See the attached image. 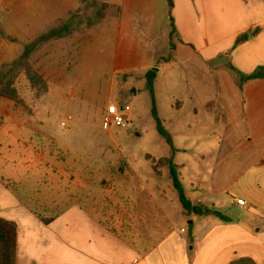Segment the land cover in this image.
I'll return each mask as SVG.
<instances>
[{"label": "crops", "instance_id": "1", "mask_svg": "<svg viewBox=\"0 0 264 264\" xmlns=\"http://www.w3.org/2000/svg\"><path fill=\"white\" fill-rule=\"evenodd\" d=\"M82 1L6 0L13 17L0 20L14 27L13 42L27 29L60 24ZM103 3L110 5L105 20L89 27L85 37L76 35L81 28L66 38L72 40L70 71L98 49L114 76L136 73L146 79L154 69L157 109L179 150L175 163L181 182L183 171L192 173L185 193L193 206L223 218L185 215L182 206L181 222L171 223L161 240L128 243L79 206L44 223L27 207V184L0 168V219L17 226L16 264H230L242 258L264 264V0H172V7L168 0ZM95 30L103 38L90 48ZM165 93L174 110L167 120L161 108ZM23 103L0 98V135L7 139L0 148L12 152L14 144L23 146L24 161H19L27 172L32 145L27 130L44 132L32 126L40 121L42 127V113ZM177 138L188 142L178 146ZM210 138L216 143L204 142ZM51 141L58 144L54 137ZM182 156L187 159L178 162ZM1 160L0 154V166ZM169 202L165 196L157 202L167 218Z\"/></svg>", "mask_w": 264, "mask_h": 264}, {"label": "rangeland", "instance_id": "2", "mask_svg": "<svg viewBox=\"0 0 264 264\" xmlns=\"http://www.w3.org/2000/svg\"><path fill=\"white\" fill-rule=\"evenodd\" d=\"M103 2L98 0V6L94 7L93 0L81 2L80 20L84 25L83 31L76 33L77 37L87 35L90 20L99 22L96 11ZM72 14H76V10L64 19H70ZM6 16L13 17L8 15L6 0H0V18ZM56 25L27 29V33L12 42L14 27L3 26L0 20V64L12 63L26 44ZM93 32L90 48L103 38L102 33ZM71 44V39L43 43L33 53L30 60L33 71L51 87L47 94L40 93V99L30 89L27 75L19 76L17 85L23 104H27V109L36 106L43 115L42 127L40 121L32 122V126L44 133L27 130L32 137V145L27 147V172L20 162L24 161L23 146L14 144L12 152L0 148L1 172L27 184V207L40 219L57 218L66 209L79 206L100 222L103 217L111 228L122 234L126 232L130 238L136 235L145 244L159 241L172 229L171 223L181 222L182 204L168 168L158 165V172L152 168L153 161L169 157L171 150L157 131L147 80L136 73L114 76L109 59L104 58L101 49L79 58L77 68L70 71ZM163 101L162 117L167 120L174 110L169 108L166 93ZM111 104L122 109L120 115L126 118L123 126L108 124L107 111ZM37 109H33L34 112ZM52 137L58 144L51 141ZM4 140L6 137L0 135V142ZM176 142L180 146L188 139L177 138ZM204 142L212 145L216 139ZM36 156L40 157L39 162H35ZM13 159L21 164L13 166L15 164L10 163ZM184 159L187 156L180 157L178 162ZM183 174L182 184L189 195L192 173L186 170ZM18 190L23 196V187ZM164 196L171 205L165 208L168 218L157 203ZM183 228L189 231L187 224Z\"/></svg>", "mask_w": 264, "mask_h": 264}, {"label": "trees", "instance_id": "3", "mask_svg": "<svg viewBox=\"0 0 264 264\" xmlns=\"http://www.w3.org/2000/svg\"><path fill=\"white\" fill-rule=\"evenodd\" d=\"M172 7V0H168ZM83 3H86L87 0H83ZM92 6H98V0H93ZM110 5L107 3H103L96 11V19L99 21H103L106 19L107 10L109 9ZM83 8L81 7L79 10L76 11V14H72L70 19L62 21L60 24L51 28L47 33L42 34L32 42H29L25 45L24 51L22 55L13 61L12 63L5 64L0 68V98H9L20 102L21 99V92L20 88L17 85L19 76L22 73L27 75L28 83L30 84V89L36 94V98L40 99V93H47L49 91L48 84L44 81L43 77L36 71H33L32 64H31V57L33 53L37 50V48L43 43H50L66 38L72 37L76 32L80 31L83 22H81V16ZM79 20V21H78ZM96 22L90 20L88 26L92 27L95 25ZM174 33L175 28L173 25ZM248 36H242L239 41L246 40ZM262 76V75H256ZM255 76V77H256ZM157 79V72L152 69L147 72L146 80L148 83V91L152 96V115L156 121V128L159 134L165 139L167 144L170 147L171 155L169 157L161 158V160L153 161L152 168L155 172H158V165L160 167H166L169 170L170 179L173 183V187L178 192L180 202L184 209L185 215L194 214L196 216H207V215H216L220 218H223V215L217 211L203 209L200 207L193 206L190 198L186 195L184 187L182 185L180 179V172L178 165L175 163V155L179 150L175 147L174 139L171 133L167 130L164 126L163 121L161 120L158 109L157 103L155 98V82ZM149 159H151L149 157ZM56 218H46L41 220L46 223L50 224ZM101 223L107 227H109L115 234L121 237L123 240L127 241L128 243H134L138 237L136 235L132 238L126 236V232L124 234L119 233L116 229L110 227V224L104 220L103 217L100 218ZM17 237L18 231L17 226L13 222H9L3 219H0V264H16V257H17ZM130 239H129V238ZM230 264H257L254 260L250 258H242L231 262Z\"/></svg>", "mask_w": 264, "mask_h": 264}, {"label": "built area", "instance_id": "4", "mask_svg": "<svg viewBox=\"0 0 264 264\" xmlns=\"http://www.w3.org/2000/svg\"><path fill=\"white\" fill-rule=\"evenodd\" d=\"M122 109L118 108L116 105L111 104L109 105L108 108V117H107V121L109 125H117V126H123L124 121L126 120V118H124L123 116L120 115V111ZM72 118H69V120H71ZM63 126H66L65 123L62 124ZM239 205H245L246 202L243 200H238L237 201Z\"/></svg>", "mask_w": 264, "mask_h": 264}, {"label": "water", "instance_id": "5", "mask_svg": "<svg viewBox=\"0 0 264 264\" xmlns=\"http://www.w3.org/2000/svg\"><path fill=\"white\" fill-rule=\"evenodd\" d=\"M133 92L135 93V89L133 90Z\"/></svg>", "mask_w": 264, "mask_h": 264}]
</instances>
